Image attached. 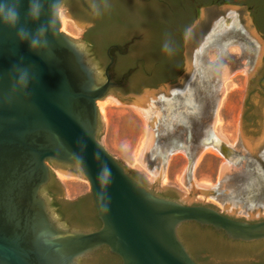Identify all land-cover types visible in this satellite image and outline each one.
Here are the masks:
<instances>
[{"label": "water", "instance_id": "95a60500", "mask_svg": "<svg viewBox=\"0 0 264 264\" xmlns=\"http://www.w3.org/2000/svg\"><path fill=\"white\" fill-rule=\"evenodd\" d=\"M62 1L59 10L71 18ZM26 8L27 0H24L20 9L22 23ZM220 9L222 14L242 16L244 32L255 35L244 7L223 2ZM42 21H47V5ZM74 23L79 38L60 31L58 16L56 34L49 37L50 47L39 54L30 52L26 43L18 42L15 30L0 26V264H80L83 259H98L104 246L121 259L120 264H198L178 232L188 222L210 225L232 240H264V172L260 163L253 167L257 174L247 180L234 178L245 160L228 155L226 144L229 143L219 132L213 133L215 144L219 145L200 146L193 158L184 146H172L167 155H162L164 151L153 140L152 91L144 88L140 95L124 100L111 95L104 97L108 82L96 79V65L81 41V26ZM28 26L34 29L38 25ZM229 50L238 51V46L231 45ZM244 62L238 60V55L225 60L222 56L219 77L213 87L216 102L210 119L212 130L223 92L222 82L235 73H244ZM15 65L30 69L32 80L24 92L11 91L15 80L11 69ZM244 97L245 92L243 100ZM105 98L116 104L131 105L144 118L147 135L137 161L150 173L152 183L110 154L99 141L104 123L96 101ZM260 109L264 111V105ZM263 140L264 125L250 147ZM206 149L223 158L217 182L194 184L193 168ZM176 153L187 159L180 181L188 194L173 186L159 185L170 156ZM49 160L60 165L49 164ZM48 164L63 176L89 182V191L82 195L91 194L100 227L81 230L63 225L50 208L43 187L51 175L63 198L74 200L79 196L67 198ZM64 165L77 169L70 170ZM131 170L137 172L142 182L130 175ZM236 184L241 185L238 190L234 188ZM205 198L217 202L221 209L206 203ZM91 224L75 219L71 226ZM200 232L214 236L208 230ZM232 246L236 251L216 260V264H260V251L247 250L255 244Z\"/></svg>", "mask_w": 264, "mask_h": 264}, {"label": "flooded vegetation", "instance_id": "af4514ba", "mask_svg": "<svg viewBox=\"0 0 264 264\" xmlns=\"http://www.w3.org/2000/svg\"><path fill=\"white\" fill-rule=\"evenodd\" d=\"M223 2L244 7L257 33L244 32L242 16L222 14ZM62 4L71 20L81 26V41L96 65L92 64L96 79L108 82L104 97L111 95L124 100L140 95L144 88L152 91L153 140L164 151L162 155H167L172 146H184L193 158L200 146L219 145L215 144L210 119L216 102L213 87L219 77L220 61L222 56L225 60L232 55H238L239 61L244 59L245 97L238 121V138L235 144H225L228 155L245 160L234 178L247 180L257 174L253 168L256 162L264 172V140L250 147L264 125V111L260 109L264 105V0H63ZM165 39L171 43V54L162 51ZM231 45H237L238 51H230ZM155 111L158 113L154 114ZM48 163L60 165L53 160ZM64 166L77 169L73 165ZM130 175L142 182L136 175ZM240 187V184L234 185L236 190ZM43 189L50 208L64 226L81 230L100 227L90 194L74 200L63 198L51 175ZM59 210L63 211L64 219L93 220L95 224L69 226L61 219ZM181 226L179 236L187 248L190 249L185 236L191 237L195 250L213 263L221 258L210 253L208 248L212 244L193 237L194 228L208 230L232 244L263 241L232 240L222 230L195 222ZM101 251L100 257L115 258L120 264L121 259L106 246ZM89 261L87 264H91Z\"/></svg>", "mask_w": 264, "mask_h": 264}, {"label": "rangeland", "instance_id": "374dc122", "mask_svg": "<svg viewBox=\"0 0 264 264\" xmlns=\"http://www.w3.org/2000/svg\"><path fill=\"white\" fill-rule=\"evenodd\" d=\"M60 15L65 17L64 28H62ZM58 16L61 24L60 31L72 38H79V30L74 21L66 17L61 9ZM222 87L223 92L215 110L216 122L213 132L214 134L219 132L229 144H234L237 139V122L241 113L245 90L244 75L242 73L233 74L229 79L222 82ZM98 101L105 103L103 114L100 111L98 102H96L104 123V131L99 136V141L110 154L117 156L128 168L140 172L149 183H152L150 173L137 162L147 135L144 118L137 114L131 105L116 104L110 98ZM222 162L223 158L221 156L210 149L204 150L193 168L194 184L203 182L214 185L217 182V175ZM186 164L187 159L184 155L172 154L166 165L165 176L161 179L159 185L173 186L188 194L189 191L180 181ZM48 166L63 185L67 198L73 199L89 191L90 186L87 180L77 177L60 178L57 171L49 164ZM196 197L203 200V197H199V195H196ZM205 201L221 209V206L211 198H205Z\"/></svg>", "mask_w": 264, "mask_h": 264}, {"label": "clouds", "instance_id": "9594fccd", "mask_svg": "<svg viewBox=\"0 0 264 264\" xmlns=\"http://www.w3.org/2000/svg\"><path fill=\"white\" fill-rule=\"evenodd\" d=\"M24 0H0V26L15 30L18 42L26 43L30 52L39 54L50 47V39L56 34L60 0H27V8L24 12V22H21V5ZM47 5V21H42ZM29 24L38 25L34 29ZM162 51L172 53V46L168 39L162 44ZM15 75L12 92L17 89L24 92L28 89L32 77L27 66L15 65L11 69Z\"/></svg>", "mask_w": 264, "mask_h": 264}, {"label": "trees", "instance_id": "16d2710c", "mask_svg": "<svg viewBox=\"0 0 264 264\" xmlns=\"http://www.w3.org/2000/svg\"><path fill=\"white\" fill-rule=\"evenodd\" d=\"M231 1L239 2L240 0H231ZM242 1H245V0H242ZM129 172L131 174H133V175H137V172L134 171V170H131ZM52 205L55 206L56 204L53 202ZM59 214L61 216V219L64 220L67 223V225L71 226L72 220L64 219L65 218L64 217V213L61 210H59ZM79 220L85 221V219H79ZM86 222H88V221H86ZM91 223H92L91 225H94L95 221L92 220ZM199 230L200 229H195V228L193 229V237L197 238V239H200V238L202 239L203 238L208 243L212 244L208 249H209L210 253H212L213 255L222 258V257H227L232 252L236 251V249L232 246V243L228 242L226 239H223V238H221L220 236H217V235H214V236L203 235V234H201V232ZM185 239L188 242V245H189V248H190L189 251H190V253H191L193 258L196 257V259L199 260L202 264H216V263H213V262L209 261L207 258L202 257L200 255V253H198L195 250V248L192 245L191 237L187 236V237H185ZM252 244H255V246L252 247V248H249L247 250L258 251V249L262 248L261 251H260V258H261L260 264H264V240L260 241L258 243H252ZM88 261L89 260H87V259H83V260H81L80 264H84V263L87 264ZM90 261H91V264H103V263L108 262V261L110 262L109 264H118L117 263V259H115V258L114 259L113 258L106 259V258H103V257H99L98 259H94V260L91 259Z\"/></svg>", "mask_w": 264, "mask_h": 264}, {"label": "bare ground", "instance_id": "6f19581e", "mask_svg": "<svg viewBox=\"0 0 264 264\" xmlns=\"http://www.w3.org/2000/svg\"><path fill=\"white\" fill-rule=\"evenodd\" d=\"M60 19H61V23H62V28H64V26H65V17H63L62 15H60ZM104 105H105V103L104 102H100V101H98V106H99V108H100V111L104 114V112H105V108H104ZM135 110V109H134ZM136 111V110H135ZM136 113L137 114H139L140 116H141V114L139 113V112H137L136 111ZM142 117V116H141ZM214 133V132H213ZM138 162V161H137ZM57 174H58V176L60 177V178H68V177H66V176H63V175H61L60 173H58L57 172ZM203 183V182H202ZM199 197H202V196H200L199 195Z\"/></svg>", "mask_w": 264, "mask_h": 264}]
</instances>
